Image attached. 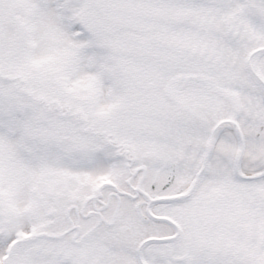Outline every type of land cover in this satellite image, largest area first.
I'll use <instances>...</instances> for the list:
<instances>
[{
	"label": "snow or ice",
	"instance_id": "1",
	"mask_svg": "<svg viewBox=\"0 0 264 264\" xmlns=\"http://www.w3.org/2000/svg\"><path fill=\"white\" fill-rule=\"evenodd\" d=\"M0 264H264V0H0Z\"/></svg>",
	"mask_w": 264,
	"mask_h": 264
}]
</instances>
